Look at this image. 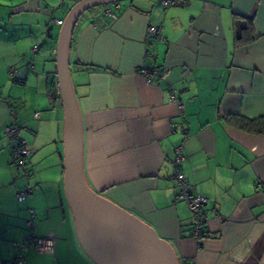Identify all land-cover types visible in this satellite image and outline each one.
Masks as SVG:
<instances>
[{"label":"crops","instance_id":"1","mask_svg":"<svg viewBox=\"0 0 264 264\" xmlns=\"http://www.w3.org/2000/svg\"><path fill=\"white\" fill-rule=\"evenodd\" d=\"M67 1L76 4L0 0L3 264L17 256L13 244L30 236V211L35 236L54 245L51 254L28 247L23 264H99L79 244L63 187V109L52 51L60 27L54 20L69 12ZM159 1L93 8L75 26L69 61L83 127V179L165 241L178 264H264V136L228 121L264 118V0H179L167 9ZM154 24L160 41L145 39ZM148 52L156 68L170 70L166 79L146 83L140 69L152 66ZM170 92L185 104L184 116ZM10 107L32 150L28 178L12 163L4 134ZM177 146L190 190L207 199L201 240L191 237L193 217L172 179ZM26 185L32 192L19 202ZM118 247L99 248L97 261H121Z\"/></svg>","mask_w":264,"mask_h":264},{"label":"water","instance_id":"2","mask_svg":"<svg viewBox=\"0 0 264 264\" xmlns=\"http://www.w3.org/2000/svg\"><path fill=\"white\" fill-rule=\"evenodd\" d=\"M127 0H80L60 26L56 45V76L63 109V187L74 228L84 253L100 264H178L171 247L151 229L92 192L82 174L83 127L70 75L69 53L75 26L85 12ZM99 224L96 231L95 223ZM96 231V232H95ZM106 232V233H105ZM110 232V233H109ZM106 241V242H105ZM120 246L121 261H97L103 246Z\"/></svg>","mask_w":264,"mask_h":264},{"label":"built area","instance_id":"3","mask_svg":"<svg viewBox=\"0 0 264 264\" xmlns=\"http://www.w3.org/2000/svg\"><path fill=\"white\" fill-rule=\"evenodd\" d=\"M179 0H160V5L162 8L167 9L176 5ZM106 14L112 16V13L109 9H106ZM54 23L58 26H61L62 20H54ZM146 40H157L160 41L163 39L160 32L159 24L150 25L147 27L146 31ZM35 52L38 51V47L33 48ZM52 55L56 56V50L52 51ZM146 57L151 60L152 66L146 67L143 66L140 69V74L144 77L147 84H150L153 80L159 79L164 80L170 74L168 68L160 71L155 67V61L153 54L148 52ZM170 102L174 103L181 116H184L185 104L177 99L173 92L169 94ZM10 104V102H8ZM10 119L11 122L4 128V134L7 137L8 141L11 142V161L16 166L18 173L23 177L28 178L30 171L27 168V159L32 154V150L19 138V127L16 124V112L13 108L10 107ZM37 118V114L34 115ZM185 158L182 153V148L177 146L173 149L172 155L170 157V164L172 167V179L176 182L178 187L177 198L183 201L189 212L191 213L192 219V229L191 237L194 240H201L205 235V230L207 228V218L205 213V207L207 205V199L199 194H194L188 185L186 177L182 172V164ZM32 190L26 185L22 188L16 198L19 202L24 201L30 194ZM33 217L34 214L30 211V220L27 221L26 226L30 230V236L25 239L22 243H14V247L17 250V256L14 257L8 264H23L24 263V253L28 247L36 249L39 253L51 254L53 251L54 241L50 237L39 238L34 234L33 229ZM201 244H197V248H200ZM0 264L3 262L0 261Z\"/></svg>","mask_w":264,"mask_h":264},{"label":"trees","instance_id":"4","mask_svg":"<svg viewBox=\"0 0 264 264\" xmlns=\"http://www.w3.org/2000/svg\"><path fill=\"white\" fill-rule=\"evenodd\" d=\"M78 1L80 0H74V3H77ZM228 121L245 133L257 136H264V118L248 120L242 117L233 116L228 118Z\"/></svg>","mask_w":264,"mask_h":264},{"label":"rangeland","instance_id":"5","mask_svg":"<svg viewBox=\"0 0 264 264\" xmlns=\"http://www.w3.org/2000/svg\"><path fill=\"white\" fill-rule=\"evenodd\" d=\"M54 2H55V1H54ZM67 3L69 4L68 1H67ZM70 6H71V4H69V7H70ZM70 8H71V7H70ZM57 14H59V16L62 17L63 20H64V18H65V16H66L67 13L63 11V12H60V13H57ZM63 20H62V21H63ZM59 29H60V27H59ZM59 29H58V31H59ZM57 34H58V32H57Z\"/></svg>","mask_w":264,"mask_h":264}]
</instances>
